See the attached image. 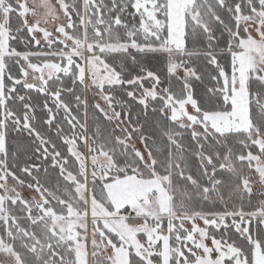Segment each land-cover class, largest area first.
<instances>
[{
	"label": "snow or ice",
	"instance_id": "obj_1",
	"mask_svg": "<svg viewBox=\"0 0 264 264\" xmlns=\"http://www.w3.org/2000/svg\"><path fill=\"white\" fill-rule=\"evenodd\" d=\"M0 264H264V0H0Z\"/></svg>",
	"mask_w": 264,
	"mask_h": 264
}]
</instances>
